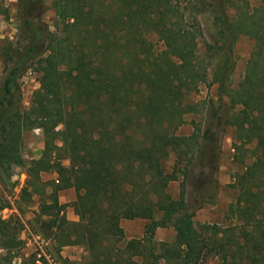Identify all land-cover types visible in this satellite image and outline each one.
<instances>
[{
    "label": "trees",
    "instance_id": "trees-1",
    "mask_svg": "<svg viewBox=\"0 0 264 264\" xmlns=\"http://www.w3.org/2000/svg\"><path fill=\"white\" fill-rule=\"evenodd\" d=\"M244 1L53 0L52 30L44 0H18L22 44L5 52L0 168L26 167L27 186L41 197L32 228L57 252L84 239L87 256L72 264H264V6ZM201 9L214 13L222 40L208 47L224 49L211 77L198 54ZM241 34L255 37L256 48L231 87L232 48ZM30 68L40 87L23 110L19 80ZM208 80L236 111L225 119L217 108L202 133H178L198 104L190 96ZM228 124L235 127L236 197L224 223H199L187 184L215 176ZM36 128L44 148L26 164L23 132ZM43 172L56 177L44 180ZM175 180L182 189L172 199L166 190ZM70 188L75 199L60 202V191ZM68 206L78 220L67 217ZM136 218L151 223L143 236L126 239L121 221ZM167 223L174 240L157 241L156 229ZM20 224L0 215V249L8 251L0 264H12L24 244Z\"/></svg>",
    "mask_w": 264,
    "mask_h": 264
},
{
    "label": "rangeland",
    "instance_id": "rangeland-1",
    "mask_svg": "<svg viewBox=\"0 0 264 264\" xmlns=\"http://www.w3.org/2000/svg\"><path fill=\"white\" fill-rule=\"evenodd\" d=\"M218 1L213 0L214 3H218ZM52 2L53 0H44L47 9L44 19L54 30L55 13ZM233 2H236L239 6L245 4L244 0H233ZM250 3L252 7L264 6V0H250ZM199 17L204 30V39L199 42L198 54L203 66L208 68L211 77L216 66L224 57V49L208 47V44H215L216 40L221 41L220 44H222L215 24L214 13L209 9H201ZM20 24L18 0H0V95L5 75L4 68L7 63L5 52L11 44H22ZM152 38L158 46L162 45L157 35H153ZM255 48L256 38L247 34H241L234 43L232 55L235 56V67L230 72L231 87H237L244 77L248 60ZM19 82L21 86L20 106L24 110L29 108L34 91L40 87L38 72L35 68L28 69L21 76ZM189 100L198 104L193 112L185 115L187 123L177 131L183 135L191 134L195 128L202 133L217 108L220 112H224L225 119L226 116L236 111V107L231 104L228 94L220 91L219 84L213 83L211 80L201 84ZM234 135L235 127L230 124L226 125L218 157V170L215 176L205 174L203 175L205 176L204 180L191 178L187 184L190 206L196 209L194 216L196 222L222 224L226 221L227 209L237 193L230 186L233 175L239 168L234 161ZM23 140V156L26 164H29L32 159L39 158L42 154L45 142L43 130L41 128L25 130ZM171 162H173V159L170 160ZM41 175L44 180L56 177L55 173L52 172H43ZM28 178L24 166H16L9 171L0 168V215L6 220L19 218L21 222L19 237L24 241L20 248L13 251L15 257L12 264H72L73 261L84 260L87 256V249L81 236L76 237L74 242L64 246L57 252L49 241L34 231L32 224L39 209L41 197L37 189L27 186ZM213 178L217 180L216 184L218 186L216 189H214L213 182H211L214 180ZM207 181H210V183H207ZM181 189V180H175L170 182L166 192L172 199H177L180 196ZM210 194H213L212 198L208 196ZM74 198L75 191L73 189L62 190L59 193V199L62 203H70ZM3 205L5 207L1 208ZM65 213L70 220L79 219L72 206L66 207ZM162 218L163 212L158 211L155 219L160 220ZM149 223H151V220L141 218L123 219L121 221L126 239L143 236ZM175 234L176 230L173 225L167 223L156 229L155 239L170 242L174 240ZM6 255H8L7 249L1 248L0 258ZM205 264H218V260L215 258L208 259Z\"/></svg>",
    "mask_w": 264,
    "mask_h": 264
},
{
    "label": "crops",
    "instance_id": "crops-1",
    "mask_svg": "<svg viewBox=\"0 0 264 264\" xmlns=\"http://www.w3.org/2000/svg\"><path fill=\"white\" fill-rule=\"evenodd\" d=\"M70 189H73V188H70ZM65 190H67V189H65ZM73 190H74V189H73ZM74 191H75V190H74ZM75 197H76V192H75ZM74 199H75V198H74ZM74 199H73V200H74Z\"/></svg>",
    "mask_w": 264,
    "mask_h": 264
}]
</instances>
